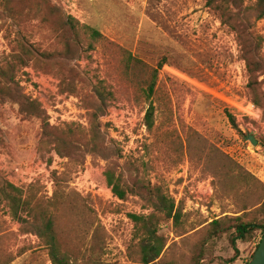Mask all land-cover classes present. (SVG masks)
<instances>
[{"label": "rangeland", "instance_id": "obj_1", "mask_svg": "<svg viewBox=\"0 0 264 264\" xmlns=\"http://www.w3.org/2000/svg\"><path fill=\"white\" fill-rule=\"evenodd\" d=\"M49 1L64 18L91 27L103 38L94 42L78 33L79 56L68 59L63 40L41 22L49 16L44 0H0V67L15 66L19 92L40 106L51 128L88 129L89 111L80 97L93 93L92 88L100 90L105 142L121 157L118 165L139 171L138 176L125 173L126 181L143 179L161 186L182 210L178 230L170 222L162 227L168 258L187 261L206 238L203 229L215 219L260 220L264 76L257 78V105L236 36L205 7V0ZM256 30L264 56V19ZM113 45L157 70L152 131L143 123L149 103L125 81ZM25 47L33 53L29 59ZM247 135L254 136L255 147ZM107 166L94 155L61 157L43 138L38 122L19 115L8 102L0 104V179L25 191L34 185L43 210L50 212L61 197L72 206L66 213L75 223L60 240L77 264H137L128 215H147L151 209L137 196L116 199L104 176ZM260 197L261 204L252 208ZM33 217L26 210L22 218L33 222ZM260 239L256 231L248 242H237L236 255L230 236L211 239L203 247L201 264L249 263ZM0 264H52L44 240L30 224L13 220L4 201Z\"/></svg>", "mask_w": 264, "mask_h": 264}, {"label": "trees", "instance_id": "obj_2", "mask_svg": "<svg viewBox=\"0 0 264 264\" xmlns=\"http://www.w3.org/2000/svg\"><path fill=\"white\" fill-rule=\"evenodd\" d=\"M44 6L45 12L49 16H42L41 22L51 27L56 36L63 40L65 47L64 57L75 59L79 56L81 45L78 40V33L84 34L89 40L94 42H98L103 38L98 31L91 27L79 24L70 17L64 18L60 8L49 0H44ZM205 7L217 16L222 26L236 36L241 58L245 63L250 80L253 101L258 105V90L256 86L257 84L260 86L257 78L264 76V56L261 55L262 36L257 32L256 26L258 22L264 19V0H255L250 4H246L245 0H205ZM8 12L10 11L8 10ZM113 46L117 51L121 64V74L125 81L132 85L137 96L149 103L143 123L147 131H152L155 124L156 111L152 103V97L155 94L157 70L151 69L125 49L117 45ZM23 50L28 59L33 56V53L28 48L25 47ZM26 64L27 62L25 61L24 65ZM160 67H162V64L158 65V68ZM14 68V65H7L4 68L0 67V104L8 102L17 107L19 115L38 122L43 138L54 145V149L61 157L76 159L84 155H94L106 160L108 166L104 176L116 199L125 201L129 195H132L139 197L148 204L149 209H151L149 214L128 215L134 229L133 239L135 244L132 256L137 264H201L203 261V247L211 239H216L223 235L230 236V244L236 255L238 253L236 249L237 242H248L256 231H259L262 237L264 234V202L261 204L262 198L260 197L251 206L253 208L261 204L257 210L259 217H261L260 220L255 218L248 221L243 216H225L215 219L203 229L206 238L198 243L194 253L187 261L181 262L184 259L182 256L179 258H168L170 249L165 250L168 239L162 233V227L170 222L173 228L178 230L183 218L182 210L175 206L174 200L161 186H152L149 182L143 181V179L133 181L131 184L126 181L125 173L138 176L139 171L128 165L126 169L123 168L124 165H118V159L121 157L105 142L106 137L103 126L99 122L105 107V98L100 90L92 88L93 93L89 92L83 97L79 96L85 108L89 111L90 125L88 129L78 125L51 128L46 123L40 106L19 92L14 82ZM227 118L231 125L235 126L233 117L227 114ZM36 193L37 190L34 185L25 191L0 179V201L5 202L13 220L30 224L33 233L39 239L44 240L51 263L77 264L62 249L60 240L64 239L67 228L73 227L75 223L72 219V214L66 213L68 207L72 206L64 201L63 197H61L62 195H60L59 201L57 199L51 205L50 212L47 209L43 210L41 201L36 198ZM54 196L56 197V193ZM26 210L35 216L33 217V222H31V219L22 218ZM184 234L186 232L177 234V236ZM251 258L252 256L250 260Z\"/></svg>", "mask_w": 264, "mask_h": 264}, {"label": "water", "instance_id": "obj_3", "mask_svg": "<svg viewBox=\"0 0 264 264\" xmlns=\"http://www.w3.org/2000/svg\"><path fill=\"white\" fill-rule=\"evenodd\" d=\"M245 139L251 144L252 147L257 145V141L253 135H247ZM248 264H264V234L262 235L258 246Z\"/></svg>", "mask_w": 264, "mask_h": 264}, {"label": "built area", "instance_id": "obj_4", "mask_svg": "<svg viewBox=\"0 0 264 264\" xmlns=\"http://www.w3.org/2000/svg\"><path fill=\"white\" fill-rule=\"evenodd\" d=\"M246 264H248V263H246Z\"/></svg>", "mask_w": 264, "mask_h": 264}]
</instances>
